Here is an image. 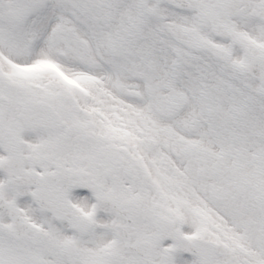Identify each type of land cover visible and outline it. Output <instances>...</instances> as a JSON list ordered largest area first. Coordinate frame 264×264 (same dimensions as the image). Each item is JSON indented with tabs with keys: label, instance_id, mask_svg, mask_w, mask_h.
<instances>
[{
	"label": "snow or ice",
	"instance_id": "snow-or-ice-1",
	"mask_svg": "<svg viewBox=\"0 0 264 264\" xmlns=\"http://www.w3.org/2000/svg\"><path fill=\"white\" fill-rule=\"evenodd\" d=\"M0 264H264V0H0Z\"/></svg>",
	"mask_w": 264,
	"mask_h": 264
}]
</instances>
